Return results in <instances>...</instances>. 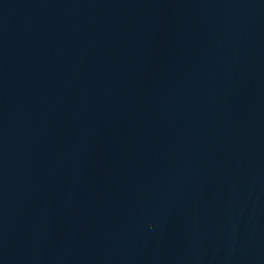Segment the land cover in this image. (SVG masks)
Here are the masks:
<instances>
[{
  "label": "water",
  "instance_id": "water-1",
  "mask_svg": "<svg viewBox=\"0 0 264 264\" xmlns=\"http://www.w3.org/2000/svg\"><path fill=\"white\" fill-rule=\"evenodd\" d=\"M0 264H264V0H0Z\"/></svg>",
  "mask_w": 264,
  "mask_h": 264
}]
</instances>
